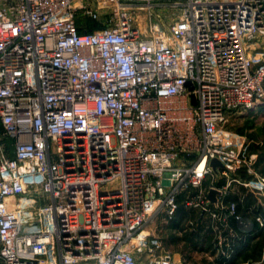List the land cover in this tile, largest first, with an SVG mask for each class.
<instances>
[{"label":"built area","instance_id":"obj_1","mask_svg":"<svg viewBox=\"0 0 264 264\" xmlns=\"http://www.w3.org/2000/svg\"><path fill=\"white\" fill-rule=\"evenodd\" d=\"M263 104L264 0H0V264H179L155 224L240 188L263 227Z\"/></svg>","mask_w":264,"mask_h":264},{"label":"crops","instance_id":"obj_2","mask_svg":"<svg viewBox=\"0 0 264 264\" xmlns=\"http://www.w3.org/2000/svg\"><path fill=\"white\" fill-rule=\"evenodd\" d=\"M238 191L240 194L230 196L229 200L239 203L243 215L242 222L231 219L223 225L189 210L183 218L177 217L178 220L173 222L172 246L186 243L191 247L186 250L182 248L178 253H171L176 262L192 264V255L204 256L205 262L202 264H244L261 260L264 249V226L256 221L258 212L251 215L244 209L254 205L251 196L242 188ZM180 227H183L182 231Z\"/></svg>","mask_w":264,"mask_h":264},{"label":"rangeland","instance_id":"obj_3","mask_svg":"<svg viewBox=\"0 0 264 264\" xmlns=\"http://www.w3.org/2000/svg\"><path fill=\"white\" fill-rule=\"evenodd\" d=\"M230 121L231 124L229 126L232 130L247 135L250 138V149L253 153L258 155L256 168L264 174V104L249 114L244 113L243 115H235L230 119ZM251 198L255 202L258 201L254 196H251ZM260 209L262 210V207H260ZM173 228V223L170 222L167 224L164 218L159 220L153 227L154 230L161 234L166 243L167 250L171 253H178L182 248L186 250V248L191 247L189 245L187 246L186 243H181L180 245L175 244L172 246L174 238ZM182 228L183 227H180L181 231ZM177 238L179 239L180 237L178 236ZM203 259L204 256L200 257V255H192L191 263L202 264V262H205Z\"/></svg>","mask_w":264,"mask_h":264},{"label":"water","instance_id":"obj_4","mask_svg":"<svg viewBox=\"0 0 264 264\" xmlns=\"http://www.w3.org/2000/svg\"><path fill=\"white\" fill-rule=\"evenodd\" d=\"M211 166L216 170L217 167L222 166L221 163L215 159L211 162ZM219 195V192L215 190H211L209 194V198L212 200L213 203L217 201V196Z\"/></svg>","mask_w":264,"mask_h":264},{"label":"trees","instance_id":"obj_5","mask_svg":"<svg viewBox=\"0 0 264 264\" xmlns=\"http://www.w3.org/2000/svg\"><path fill=\"white\" fill-rule=\"evenodd\" d=\"M89 24H90V28H89L88 32H89V33H92L95 29H97V25L94 24V23H89ZM259 172H260V171H259ZM186 213H187L186 208L181 207V208H180V211H179V213H178V216L181 217V218H183V216H184Z\"/></svg>","mask_w":264,"mask_h":264}]
</instances>
